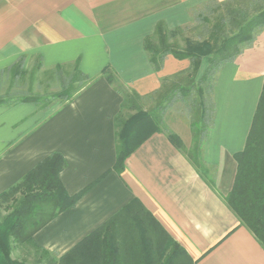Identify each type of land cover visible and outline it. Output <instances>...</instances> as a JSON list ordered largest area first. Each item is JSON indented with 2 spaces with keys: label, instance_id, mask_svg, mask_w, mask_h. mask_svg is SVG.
I'll use <instances>...</instances> for the list:
<instances>
[{
  "label": "crops",
  "instance_id": "0c3cea01",
  "mask_svg": "<svg viewBox=\"0 0 264 264\" xmlns=\"http://www.w3.org/2000/svg\"><path fill=\"white\" fill-rule=\"evenodd\" d=\"M209 1L0 0V71L22 58L24 66L39 59L46 69L78 64L92 80L66 105L0 106V195L55 152L67 162L60 179L69 195L94 184L34 234V243L55 258L137 199L186 252L178 263L264 264V248L222 199L232 191L236 155L245 148L264 85V31L218 74L216 118L202 152L215 191L162 133L130 155L121 175L113 170L115 118L123 96L103 71L110 67L123 86L142 97L160 90L165 79L186 73L190 60L172 55L156 71L144 42L159 22L170 30L188 26L195 9ZM207 66L203 59L199 78ZM164 120L190 149L188 117L169 110Z\"/></svg>",
  "mask_w": 264,
  "mask_h": 264
},
{
  "label": "trees",
  "instance_id": "16d2710c",
  "mask_svg": "<svg viewBox=\"0 0 264 264\" xmlns=\"http://www.w3.org/2000/svg\"><path fill=\"white\" fill-rule=\"evenodd\" d=\"M204 8L196 19L193 17L196 22L208 26L215 22L212 35L204 42L196 44L185 40V48H180L177 36L181 34V28L170 30L163 22H159L154 34L145 39V50L156 71L162 68L168 55L191 62L188 84H180L175 78L165 79L158 91L161 101L151 112L142 111L140 101L143 97L136 91L114 86L120 80L110 67L103 71V78L123 96L121 110L115 118L116 162L113 170L119 175L125 170V162L130 155L152 135L162 133L195 166L210 187L216 190L202 154L216 118L215 84L222 68L252 47L264 31V0H210ZM213 16L215 18L211 20ZM219 18L222 19L218 20ZM217 21L221 25H216ZM222 29L225 31L223 36L218 33ZM203 59H207L208 66L196 81L195 75L200 70ZM67 68L74 69L75 80L65 82L63 89L51 96L54 100L62 101L63 105L71 103L92 81L79 70L78 64L57 66L55 69L60 72ZM5 71H0V76ZM76 82L83 84L73 92L72 87ZM20 103H31L47 109L53 102L43 101L35 96L18 97L16 101L0 100V106ZM179 103L192 115L190 126L193 143L190 149L185 147L181 138L164 120L165 114ZM126 111L136 113L125 116ZM236 161L238 167L232 191L222 199L264 248V85L245 148L236 155ZM66 167L65 157L55 152L41 161L18 184L0 195V203L12 202V206H9L10 214L0 222V264H43L44 261L46 264L181 262V256L186 252L168 236L137 199L60 259L38 247L33 241L34 234L75 205L94 185L77 195H69L60 179V174ZM30 248L34 250L33 263H28L26 258L13 257L14 251L25 252Z\"/></svg>",
  "mask_w": 264,
  "mask_h": 264
},
{
  "label": "rangeland",
  "instance_id": "374dc122",
  "mask_svg": "<svg viewBox=\"0 0 264 264\" xmlns=\"http://www.w3.org/2000/svg\"><path fill=\"white\" fill-rule=\"evenodd\" d=\"M203 10H205L204 7L196 8L194 12V17L199 15ZM220 16V15H219ZM218 16V17H219ZM221 17V16H220ZM193 18V22L189 24L188 26L181 28V34L177 36V42L180 46V48H185V40H189L193 43L199 44L201 42H204L212 35V28L215 24V22L211 23V25H206L204 23L196 22V20ZM215 17L213 16L211 20H213ZM222 18H219L220 20ZM216 25H221L218 21L216 22ZM225 31L219 30V34L223 36ZM175 40V39H174ZM172 40V41H174ZM207 60V59H205ZM25 59L23 61H18L17 65L14 66L12 69H9L10 67L4 69L6 70L5 73L0 76V100H11L16 101L18 97H26V96H35L41 98V100H47L52 101V106L54 105H63L62 101L59 99L54 100L52 99V95L60 92L63 89V86L65 82L71 81L73 78V68H67L63 71H58L55 68L52 69H46L44 67H40L39 59H31L26 66H24ZM21 66H24L23 69H20ZM12 67V66H11ZM199 72L196 73L195 79L196 81L199 79ZM189 71L186 73L175 76V81L179 82L180 84L187 85L188 78H189ZM83 83H74L73 85V92L76 91ZM190 84V83H189ZM115 87L121 88L122 90H127L129 88L122 85L121 82L118 83V85H114ZM159 91V90H158ZM158 91H156L153 94L144 96L143 99L140 101V107L142 111L144 112H151L153 109L158 106L160 103V95L158 96ZM195 95V94H194ZM208 98V96H206ZM54 100V101H53ZM31 104V103H30ZM7 105V104H5ZM35 105V104H33ZM37 106V105H36ZM173 112L183 114L188 117L189 120H191V116L188 112V110L183 107L180 103L175 105L173 108H171ZM136 112L126 111L125 116L130 114L134 115ZM165 117V116H164ZM146 130L144 129L143 132ZM12 202H3L0 203V222H2L11 212L10 207ZM10 206V207H9ZM29 250V251H28ZM25 252L22 251H14L13 257L15 259H25L28 261V263H33V257L34 250L28 249ZM27 254H29L27 256ZM27 256V257H26ZM57 259V258H56ZM43 264H46L44 261ZM180 264V263H178Z\"/></svg>",
  "mask_w": 264,
  "mask_h": 264
}]
</instances>
